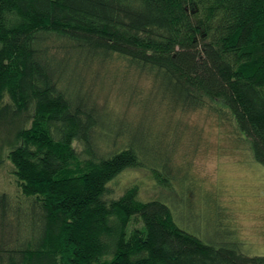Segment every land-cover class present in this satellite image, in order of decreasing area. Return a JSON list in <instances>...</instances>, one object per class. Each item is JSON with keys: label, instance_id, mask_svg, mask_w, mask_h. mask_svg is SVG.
<instances>
[{"label": "trees", "instance_id": "obj_1", "mask_svg": "<svg viewBox=\"0 0 264 264\" xmlns=\"http://www.w3.org/2000/svg\"><path fill=\"white\" fill-rule=\"evenodd\" d=\"M113 66L148 81L131 100L141 113L226 115L264 166V0H0V129L16 186L0 193V219L32 221L0 239V264H264L202 241L137 186L108 197L128 168L167 192L176 179L153 124L100 102L99 71Z\"/></svg>", "mask_w": 264, "mask_h": 264}, {"label": "rangeland", "instance_id": "obj_2", "mask_svg": "<svg viewBox=\"0 0 264 264\" xmlns=\"http://www.w3.org/2000/svg\"><path fill=\"white\" fill-rule=\"evenodd\" d=\"M114 68L99 71L100 102L116 117L125 113L129 119L142 118L145 125L153 124L162 141V158L176 179H172L173 190L167 192L149 171L128 168L113 179L108 197L137 186L141 198H161L171 206L176 223L202 241L236 246L250 257L264 255V166L253 160L247 140L236 133L231 120L209 108L170 115L162 106L157 114L141 113L131 100L147 93L148 81L142 77L126 80ZM132 86L137 92L129 99ZM6 136L0 129V193L15 195L6 159L14 140L12 133L9 141ZM29 217L0 219V239L24 236L32 224Z\"/></svg>", "mask_w": 264, "mask_h": 264}]
</instances>
